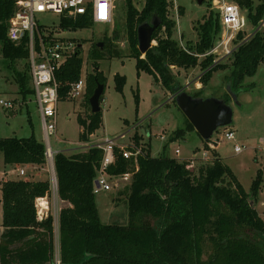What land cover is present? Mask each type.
<instances>
[{
  "label": "trees",
  "instance_id": "trees-1",
  "mask_svg": "<svg viewBox=\"0 0 264 264\" xmlns=\"http://www.w3.org/2000/svg\"><path fill=\"white\" fill-rule=\"evenodd\" d=\"M234 1L248 10L249 22L258 29L264 19V0L258 4L255 0ZM170 3V0H145L142 10H138L127 0L124 34L131 55L137 59L138 71L148 72L174 94L182 88L172 66L186 70L200 67L203 86L218 70L230 69L228 83L234 88L256 75L259 65L264 64V26L248 38L244 33L238 35L236 47L227 57L231 60L229 67L222 61L216 62L214 55H208L222 32L219 13L210 11L204 17L203 23L196 27L198 42L185 49L172 37L176 23L169 17ZM14 9L12 0H0L1 53L10 64L26 61L24 70H13L18 93L25 97L34 93L29 88V49L27 39L14 43L8 38ZM154 19L160 21L153 34L157 45L143 56L138 48V27ZM61 24L64 29L74 31L93 27L88 20L81 19L76 22L62 19ZM119 37L117 30L112 38L106 36L110 49L96 51L92 57L101 60L111 56L114 40ZM83 67L80 49L56 73L61 100H70L71 85L80 80ZM99 83L104 84L100 74L90 79L85 94L89 106ZM124 85L125 77L116 76V89L121 91ZM200 95L199 92L194 96ZM225 100L229 103L230 96ZM78 119L82 128L80 141L89 144L103 124L102 111ZM194 130L187 119L186 128L177 129L158 156L153 155L151 143L141 141L138 135L134 144L142 149V154L137 160L125 159L120 148H116L115 162L107 169L108 174L131 175L130 183L120 193L128 209L125 225L104 223L97 207L94 188L104 151L87 145L71 155L57 153L54 169L58 197L64 203L58 216V250L54 216L50 213L40 218L38 213V200H49L53 192L51 181L29 176L5 177L0 186L3 211L0 264H56L57 255L61 264H264V220L251 204V199L257 198L263 173H259L248 194L216 151L196 173L188 162L168 155L170 144ZM207 146L206 142L204 148ZM0 151L5 163L14 168L48 164L46 145L34 135L2 139Z\"/></svg>",
  "mask_w": 264,
  "mask_h": 264
},
{
  "label": "rangeland",
  "instance_id": "rangeland-1",
  "mask_svg": "<svg viewBox=\"0 0 264 264\" xmlns=\"http://www.w3.org/2000/svg\"><path fill=\"white\" fill-rule=\"evenodd\" d=\"M130 1L138 10H142L145 2V0ZM215 1L204 0L200 5L197 0H170L169 17L176 23L172 37L179 42L181 47L187 49L189 44L194 45L198 42L196 27L203 23L204 17H208L210 11L217 12ZM259 2L260 0H255L256 4ZM126 4L127 0H117L114 19L109 25H96L77 31L68 30L65 34L67 38L78 41L83 46L81 56L84 61L82 76L86 80L85 94L89 90L90 79L98 74L104 78L105 90L101 101L103 124L90 138L89 144L82 143L80 141L82 128L78 118L79 116L86 118L91 112V106L86 101L85 95L76 100H61L58 104L56 134L49 138V145L56 152L55 154L59 151L71 155L79 151L80 147L95 145L107 139H117L123 144L135 143L134 137L138 135L141 141L151 143L153 155L158 156L162 153L163 146L169 143L173 133L177 129L186 128L187 118L175 103L174 93L165 88L161 82H157L148 72L137 70V59L131 55L129 45L125 40ZM176 6L178 12L175 9ZM243 11L248 13V10ZM36 19L45 29L56 30L61 23L60 16L52 12L38 13ZM116 30L120 37L114 40L112 47L114 53L101 60H95L92 54L96 51L107 50L109 44L105 42V37L112 38ZM256 30L250 23L244 34L248 38ZM98 44H103L102 48L97 46ZM156 45L157 41H153V46ZM219 61L229 67L231 65L230 58L225 57ZM27 63L29 65L28 60ZM25 68L26 61L10 64L4 59L0 44V101H12L15 104L11 110H5L0 105V140L12 137L29 138L34 135L46 145L36 96L34 93H29L23 97L18 93V84L13 70L22 71ZM171 70L181 90L191 95L200 92L203 98L220 99L230 96L229 104L233 109V123L228 127L219 128L216 135L221 136L222 132L228 128L234 131L236 141L220 140V143L214 145L215 149H211L206 159L212 158L213 151H216L223 163L233 170L248 194L252 191V186L259 173H263V182L257 192V198L251 199V203L264 220V64H260L256 75L246 78L241 87H232L237 95V102L232 99L228 90L229 68L214 72L205 86L200 83L203 88L199 90L197 86L203 74L200 67L186 70L172 66ZM116 76L125 77V85L121 91L116 89ZM29 88L33 90L32 79L29 82ZM161 137L165 140L163 141ZM236 143L245 148L243 153H235ZM204 146L206 147V142L194 130L170 144L167 153L179 160H190L196 155L200 160L190 165V169L196 173L197 169L207 162L201 160ZM207 147L210 148L209 145ZM176 149H180V156L175 154ZM14 170L18 171H12V168L4 161L3 152L0 151V186L5 177L12 179L24 177L20 175L19 169ZM27 176L34 180L51 181L53 171L48 163L45 166L27 169L25 177ZM130 179H111L112 190L95 195L104 223L127 224L128 209L125 197L120 193L130 183ZM1 197L0 189V200ZM49 201L51 203L50 213L54 218H58L64 203L53 192ZM2 223L3 211L0 203L1 233ZM57 231L56 226V248L58 250L59 234Z\"/></svg>",
  "mask_w": 264,
  "mask_h": 264
},
{
  "label": "built area",
  "instance_id": "built-area-1",
  "mask_svg": "<svg viewBox=\"0 0 264 264\" xmlns=\"http://www.w3.org/2000/svg\"><path fill=\"white\" fill-rule=\"evenodd\" d=\"M15 3V9L11 15L8 28V38L14 43H20L27 39L29 49L30 75L33 84L34 95L38 103L41 114L43 130L46 138V157L51 165L53 177L51 179L52 190L58 195L57 179L54 175V156L56 155L50 145L49 138L56 134L58 104L61 101L60 85L56 78V73L65 65V63L77 52L82 49V45L73 39L66 37L68 30L60 26L56 29H45L39 25L36 14L52 12L62 19L72 21L88 20L93 27L96 25H109L113 22L116 10L117 0H12ZM215 8L220 15L222 32L208 55H214L216 62L232 54L236 47L238 35L245 33L250 24L247 13L234 0H216ZM178 12V7H175ZM264 26V19L261 21L257 30ZM86 80L83 76L79 81L71 85L68 99L76 100L85 95ZM0 105L5 110H11L15 107L12 101H0ZM207 142L210 148H204L201 160L206 159L215 149L214 145L220 143V140L235 142L236 135L233 130L226 128L221 136L216 135ZM124 138V136H122ZM164 141L165 138L161 137ZM95 146L104 151L101 163V169L96 179L94 194L109 192L113 186L111 179L129 180L130 174L123 176H110L107 169L115 162L116 148H120L125 159H135L142 154V149L136 147L134 143L123 144L117 139H107ZM212 149V150H211ZM245 150L239 144L234 145L236 154H241ZM55 154V155H54ZM177 156L181 155L180 149L175 150ZM198 157L194 155L193 159L180 160L186 161L190 165L198 162ZM20 175H26L25 170H20ZM38 213L40 218L48 216L51 212V203L48 199L38 200ZM55 219V225L58 229V218ZM58 234V231H57ZM56 264H61L57 255Z\"/></svg>",
  "mask_w": 264,
  "mask_h": 264
},
{
  "label": "water",
  "instance_id": "water-1",
  "mask_svg": "<svg viewBox=\"0 0 264 264\" xmlns=\"http://www.w3.org/2000/svg\"><path fill=\"white\" fill-rule=\"evenodd\" d=\"M197 1L201 5L204 0ZM159 26L160 21L154 19L151 23H145L138 27V48L142 55H146L154 47L153 34ZM99 46L102 48L103 44H99ZM104 90V84L99 83L89 100L93 114L102 111L101 97ZM228 90L232 99L237 102V95L233 92L231 84L228 85ZM174 95L178 108L184 113L204 142H209L219 128L228 127L233 123V109L229 104L230 102L228 103L225 99L196 97L185 90L176 91ZM54 175L56 176L55 169ZM252 207L255 208L253 204Z\"/></svg>",
  "mask_w": 264,
  "mask_h": 264
},
{
  "label": "crops",
  "instance_id": "crops-1",
  "mask_svg": "<svg viewBox=\"0 0 264 264\" xmlns=\"http://www.w3.org/2000/svg\"><path fill=\"white\" fill-rule=\"evenodd\" d=\"M202 89L203 87L201 86V84H200V82L198 83V86H197V89L199 90V89ZM197 90V91H198ZM57 153H59V151L57 152ZM10 168H12V171H18V170H14V169H19V170H25V171H27V169H31V168H33V167H30V166H17L16 168H14V167H12V166H10ZM100 213V212H99ZM101 216V215H100ZM102 219V218H101Z\"/></svg>",
  "mask_w": 264,
  "mask_h": 264
},
{
  "label": "flooded vegetation",
  "instance_id": "flooded-vegetation-1",
  "mask_svg": "<svg viewBox=\"0 0 264 264\" xmlns=\"http://www.w3.org/2000/svg\"><path fill=\"white\" fill-rule=\"evenodd\" d=\"M97 46H99V44ZM82 48H83V46H82ZM81 51H82V49H81Z\"/></svg>",
  "mask_w": 264,
  "mask_h": 264
}]
</instances>
